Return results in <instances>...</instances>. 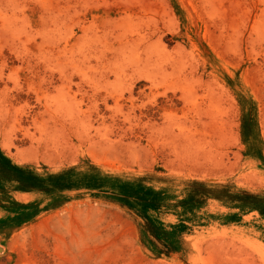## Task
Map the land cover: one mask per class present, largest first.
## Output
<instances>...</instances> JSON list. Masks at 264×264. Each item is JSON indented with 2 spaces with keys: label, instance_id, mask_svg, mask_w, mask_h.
I'll return each mask as SVG.
<instances>
[{
  "label": "rangeland",
  "instance_id": "obj_1",
  "mask_svg": "<svg viewBox=\"0 0 264 264\" xmlns=\"http://www.w3.org/2000/svg\"><path fill=\"white\" fill-rule=\"evenodd\" d=\"M0 264H264V0H0Z\"/></svg>",
  "mask_w": 264,
  "mask_h": 264
},
{
  "label": "trees",
  "instance_id": "obj_2",
  "mask_svg": "<svg viewBox=\"0 0 264 264\" xmlns=\"http://www.w3.org/2000/svg\"><path fill=\"white\" fill-rule=\"evenodd\" d=\"M15 171H16V170H15ZM17 172H19V171L17 170ZM19 181L21 182L22 186L24 185V186H26V187H35V185L33 186L32 183L27 182L26 179H22V180L19 179ZM125 188H126V187H125ZM133 195H134V194H133ZM147 195L152 196L151 192L146 191V193H143V195H141V197H139V199H137L138 202L141 204L143 211H146V210L149 209V208H152V209L156 208L155 205H153V204L151 203V201H149V200L147 199ZM144 218H145V220H146V228H147L148 231H150V230L153 228V223H152V221L148 218V216L144 215Z\"/></svg>",
  "mask_w": 264,
  "mask_h": 264
}]
</instances>
